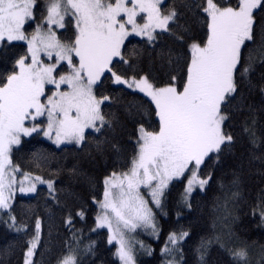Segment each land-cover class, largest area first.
Returning <instances> with one entry per match:
<instances>
[{"label":"snow or ice","instance_id":"snow-or-ice-1","mask_svg":"<svg viewBox=\"0 0 264 264\" xmlns=\"http://www.w3.org/2000/svg\"><path fill=\"white\" fill-rule=\"evenodd\" d=\"M0 227V264H264V0H0Z\"/></svg>","mask_w":264,"mask_h":264},{"label":"trees","instance_id":"trees-1","mask_svg":"<svg viewBox=\"0 0 264 264\" xmlns=\"http://www.w3.org/2000/svg\"><path fill=\"white\" fill-rule=\"evenodd\" d=\"M48 142L45 141V145ZM27 153H20V162L23 164L26 160ZM179 190L177 189L176 191L173 192V199L178 195ZM25 203L27 202V198H25ZM34 203V201H33ZM172 211L174 212V205L172 206ZM206 211V208H200V209H194L193 212L191 213H186L185 214V219L190 220L193 224V227L198 229L199 228V222L202 219V214ZM171 219L174 220V215H171ZM161 224L164 225L165 230H167L169 226V220L161 219ZM238 229L244 228L246 230V235L254 238V239H261L262 238V230L257 228L254 224H252L247 216H242L241 222L236 225ZM4 229L0 227V248L4 247L6 244V239L4 238ZM163 237L164 234H161V240L156 241L153 239H150L147 236H142L141 238L148 244H151L152 247L156 248L157 250V255L153 257H147L140 253L138 255V261L139 264H159L158 260V252H159V247L161 246L163 242ZM19 258V253H17V256L15 259ZM113 257L110 254L109 247L107 244L104 242V238H100V243L98 245V254L96 257V264H113Z\"/></svg>","mask_w":264,"mask_h":264},{"label":"rangeland","instance_id":"rangeland-1","mask_svg":"<svg viewBox=\"0 0 264 264\" xmlns=\"http://www.w3.org/2000/svg\"><path fill=\"white\" fill-rule=\"evenodd\" d=\"M148 237V236H147ZM150 239H152L151 237H149Z\"/></svg>","mask_w":264,"mask_h":264}]
</instances>
